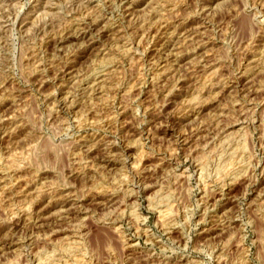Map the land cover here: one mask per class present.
Returning <instances> with one entry per match:
<instances>
[{
  "label": "rangeland",
  "instance_id": "obj_1",
  "mask_svg": "<svg viewBox=\"0 0 264 264\" xmlns=\"http://www.w3.org/2000/svg\"><path fill=\"white\" fill-rule=\"evenodd\" d=\"M0 160V264H264V0H0Z\"/></svg>",
  "mask_w": 264,
  "mask_h": 264
},
{
  "label": "bare ground",
  "instance_id": "obj_2",
  "mask_svg": "<svg viewBox=\"0 0 264 264\" xmlns=\"http://www.w3.org/2000/svg\"><path fill=\"white\" fill-rule=\"evenodd\" d=\"M104 1H105V0H104ZM167 2H168V1H167ZM89 11H90V10H89ZM164 13H165V12H164ZM67 14H68V13H67ZM159 14H160V13H159ZM45 18H46V17H45ZM78 23L80 24V22H78ZM81 28H82V27H81ZM187 39H188V38H187ZM105 45H106V44H105ZM124 54H125V53H124ZM101 63H102V62H101ZM103 63H104V62H103ZM103 63H102V64H103ZM105 63H106V62H105ZM108 63H109V61H108ZM120 63H121V62H120ZM102 64H101V65H102ZM110 64H111V63H110ZM128 64H129V63H128ZM105 65H107V64H105ZM105 65H102L100 68H102L103 66L105 67ZM100 68L98 67L97 69H99L100 73H102L103 71L101 72ZM95 69H96V68H95ZM95 69H93V72H94L93 74H94V75L91 74V75H93V76H96L97 74H100V73H97V74H96V73H95ZM97 69H96V70H97ZM103 69H104V68H103ZM96 72H97V71H96ZM93 76H92V77H93ZM93 78H94V77H93ZM1 119H2V118H1ZM233 149L235 150V148H233ZM237 150H238V148H237ZM237 150H236V151H237ZM232 152H233V151H232ZM229 156H230V155H229ZM232 156H233V155H232ZM232 156H231V157H232ZM234 157H235V155H234ZM230 159L232 160V158H230ZM0 161H1V160H0ZM229 162H230V161H229ZM232 162H233V161H232ZM228 165H229V164H228ZM200 169H201V168H200ZM224 171H225V170H224ZM161 199L163 200V198H161ZM161 199H160V200H161ZM162 200H161V201H162ZM169 200H170V199H169ZM134 201H135V200H134ZM160 203H161V202H160ZM262 203H263V202H262ZM158 204H159V203H158ZM165 205H167V204H165ZM165 205H164V206H165ZM159 206H160V205H159ZM149 208H150V207H149ZM166 209H167V208H166ZM162 211H163V210H161V212H162ZM134 213H135V212H134ZM163 213H166V212H163ZM167 213H168V211H167ZM130 214H131V213H130ZM161 215H163V214H161ZM164 215H165V214H164ZM158 216H159V215H158ZM165 216H166V215H165ZM136 217H137V216H136ZM137 220H138V219H137ZM76 243H77V242H76ZM78 253H79V252H78ZM73 259H74V258H73ZM78 259H79V258H77V259L75 258L76 261H77ZM40 262H41V261H40ZM73 262H74V261H73Z\"/></svg>",
  "mask_w": 264,
  "mask_h": 264
}]
</instances>
